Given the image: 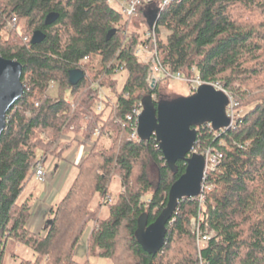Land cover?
<instances>
[{"label":"trees","instance_id":"16d2710c","mask_svg":"<svg viewBox=\"0 0 264 264\" xmlns=\"http://www.w3.org/2000/svg\"><path fill=\"white\" fill-rule=\"evenodd\" d=\"M50 13L58 16L45 25ZM35 31L45 38L31 44ZM142 46L157 53L166 73L221 85L242 111L231 128H196L193 152L212 147L222 157L206 174L203 199L178 203L155 255L138 245L137 220H155L185 164L177 162L173 173L153 136L129 138L126 115L134 105L177 99L151 86V65L136 55ZM0 57L21 64L23 85L0 136V264H80L76 249L90 224L83 264L90 257L112 264H264V0H172L164 8L153 1L130 17L107 0H0ZM73 69L85 74L76 86L68 82ZM124 72L116 93V75ZM92 82L115 92L114 102L99 99ZM70 133L78 137L70 140ZM74 146L87 149L77 174L48 212L44 234L34 233V196L25 192L37 163L45 168L49 157L62 159ZM114 179L120 190L111 198ZM193 219L213 232L205 248L197 247ZM20 244L33 260L19 258Z\"/></svg>","mask_w":264,"mask_h":264},{"label":"water","instance_id":"95a60500","mask_svg":"<svg viewBox=\"0 0 264 264\" xmlns=\"http://www.w3.org/2000/svg\"><path fill=\"white\" fill-rule=\"evenodd\" d=\"M57 16L56 13L48 14L44 24L53 23ZM151 25L152 23L149 24L150 27ZM44 38L41 31H35L30 42L37 44ZM21 74L20 63L0 57V136L6 128L9 109L23 93ZM84 77L81 70L73 69L69 71L68 82L71 86H76ZM228 103L227 95L211 84L200 85L186 98L161 99L155 105L150 98L143 101L137 126L140 140L146 141L153 136L162 159L173 173L177 170V162L185 164L184 173L171 185L166 206L155 220L148 224L145 214L137 220L135 237L138 245L147 254L155 255L163 247L167 226L178 203L183 199L200 196L205 158L202 154L193 152L196 128L209 124L214 131L227 129L230 125L226 115Z\"/></svg>","mask_w":264,"mask_h":264},{"label":"rangeland","instance_id":"374dc122","mask_svg":"<svg viewBox=\"0 0 264 264\" xmlns=\"http://www.w3.org/2000/svg\"><path fill=\"white\" fill-rule=\"evenodd\" d=\"M110 1H111V6L115 9H118V7L121 4L124 6L127 5L126 0H117V1L110 0ZM165 33L166 32H164L163 34H165ZM142 37H143V35H142ZM146 56H147V54H142L140 59L144 60V58H146ZM98 62H99L98 59H93V66H94L95 70L98 69V66H99ZM116 77L118 79L117 87H116V93H120L121 89H122V85L125 81L126 73L124 72L121 74H117ZM158 78H159V81H156L154 83V86L159 84V87L161 88L163 95L172 96L174 98L175 97L176 98H186L194 92V89H193L194 84L190 81H187L184 77L179 78L174 74V75L167 77L166 79H161L162 75H159ZM152 83L153 82H151V84ZM50 94L52 96H56V87H53L50 90ZM115 97H116L115 92L109 90L108 88H103V90L101 91V95H100L101 99L107 98V99H111L114 102ZM77 137H78V135L75 133H70V135H69L70 140H72V139L74 140ZM69 153H64L62 159H59V160L55 159L54 157H49L48 161H47V165H46V172L47 173L53 172V167H51V165H52L51 162L55 161L54 162L55 165L59 166L57 172H55V173H57V175L61 171L63 173V170L67 165L66 158H67ZM67 168H68V170L66 171V174L64 176V179L62 182L63 184L61 186L60 191L54 192V194H56V196L53 199L54 205L64 197L65 193L69 189L70 185L72 184V182H73V180L77 174V167L76 166L71 165V166H67ZM57 175H56V177H57ZM119 190H120L119 180L114 179L110 185V191L112 193L111 198L115 197V195L119 192ZM45 192H46V188L44 187V184L37 182L35 179H32L26 187L25 194H28V195L32 194V196H34V197L37 196L38 197L37 199H39V198H41L42 194H45ZM38 193L40 194V196ZM97 202H98V198L96 197L93 201V205L95 206L97 204ZM44 222H45V218H43L42 225H44ZM91 227L92 226L90 224L88 227L85 228L83 235H82V238L80 240V243L76 249V261L80 264H83L86 261L84 259L85 243H86L87 236L91 230ZM31 229H32V232H34V233H40L39 231L41 230V229L38 230L37 228H34V227H31ZM15 251H16V253L20 259L23 258V259L33 260L35 258V254L33 253V251L28 249L25 245H22V244L18 245L16 247ZM16 263H18V262H13L11 264H16ZM87 264H112V262L106 258L90 257L87 260Z\"/></svg>","mask_w":264,"mask_h":264},{"label":"built area","instance_id":"2783aa9c","mask_svg":"<svg viewBox=\"0 0 264 264\" xmlns=\"http://www.w3.org/2000/svg\"><path fill=\"white\" fill-rule=\"evenodd\" d=\"M117 1V0H114ZM153 1H160L161 2V8L166 7L172 0H126L127 5H120L118 8L120 9V11L130 17L133 16L136 13L137 8L142 5V4H146V3H151ZM107 2L109 4H111L110 0H107ZM17 20L15 16H12V19L10 21V23L8 24V28L13 29L16 26ZM145 37H151L153 41H155L154 39V34L153 33H149L146 32L145 33ZM142 54H147L146 58H144V62L146 63H150V73H149V77H148V81L151 83H155L156 81H159L158 76L159 75H163L166 77L171 76V74L166 73L159 61H158V57H157V53L155 51H149L148 49L144 48L143 46L138 48L136 50V55L138 57H141ZM177 77L180 78L179 74H176ZM190 82H192L194 84V91L202 84H207V83H203L199 80V78H194L191 80H188ZM215 87L216 90H221L222 92H224L228 99H229V103L226 107V115L230 120V125L228 128L233 127L235 121L242 115V111L239 110V105L238 102L219 84H211ZM54 86H52L53 88ZM92 89L97 91V94L99 96L100 99V95H101V91L103 90V87L100 86L99 82H92L91 86ZM51 88V89H52ZM102 109V103L100 102L97 105V110H101ZM142 112V107L141 104H137L134 105L132 108V111L130 114L126 115V119L128 121H131V132L129 135L130 140L133 141H140V138L138 136V132H137V126H138V117ZM227 128V129H228ZM224 130V129H222ZM202 155L205 158V170L203 173V178L205 180L206 178V174L209 171H214L217 168V165L222 157L221 153L218 151H214V149L212 147L206 148L204 150V153H202ZM45 177V170L43 168V166L41 165V163H37V168H36V172H35V179L37 182H43ZM207 186L204 185V181L202 184V191L200 194V200L203 199V194L205 193ZM108 201H110V198H107ZM192 226H193V231L196 233L197 239H196V243H197V247L198 248H205L209 242V240L213 237V232H202L197 224L196 221L193 220L192 221Z\"/></svg>","mask_w":264,"mask_h":264},{"label":"crops","instance_id":"0c3cea01","mask_svg":"<svg viewBox=\"0 0 264 264\" xmlns=\"http://www.w3.org/2000/svg\"><path fill=\"white\" fill-rule=\"evenodd\" d=\"M86 148L84 146L80 147H74L70 153L68 154L66 160L67 165L60 173L57 172L59 166L55 165L54 161L51 162L53 167V172L47 173L46 172V166L44 168L45 170V177L43 182L44 187L46 188L45 194L41 195V198L37 199L38 197H34L33 201V210H32V216L29 223V229L32 231L31 227L37 228L38 230L41 229L39 232L42 234L43 230V218H45V221H47L48 212L52 209L54 206L53 199L56 196L54 192L60 191L62 182L64 179V176L66 174V171L68 170L67 166H77L79 162L82 160L84 153L86 152ZM62 173V174H61ZM57 175V177H56ZM61 176V177H60ZM36 180V179H35ZM47 185V186H46ZM39 194V193H38ZM40 196V194H39ZM42 220V221H41ZM45 223V222H44ZM42 226V227H41Z\"/></svg>","mask_w":264,"mask_h":264}]
</instances>
